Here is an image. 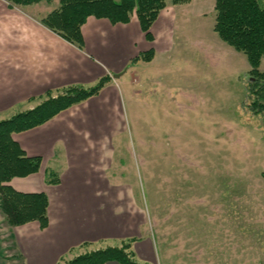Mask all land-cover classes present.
Here are the masks:
<instances>
[{"label": "rangeland", "instance_id": "1", "mask_svg": "<svg viewBox=\"0 0 264 264\" xmlns=\"http://www.w3.org/2000/svg\"><path fill=\"white\" fill-rule=\"evenodd\" d=\"M215 1L181 7L172 49L119 80L106 134L108 179L138 186L154 264H264V110L247 56L214 30ZM11 230L0 209V264Z\"/></svg>", "mask_w": 264, "mask_h": 264}, {"label": "crops", "instance_id": "2", "mask_svg": "<svg viewBox=\"0 0 264 264\" xmlns=\"http://www.w3.org/2000/svg\"><path fill=\"white\" fill-rule=\"evenodd\" d=\"M193 1L169 3L151 27L153 41L146 38L136 15L128 23L116 24L91 15L82 26L85 47L81 50L40 22L59 0L14 8L0 0V119L33 107L35 103L28 100L47 90L93 84L105 75L112 78L98 95L43 125L13 134L28 155L42 158V164L37 173L15 177L9 184L22 192H45L50 223L45 229L38 221L11 226L16 254L11 263L60 264L72 248L85 242L95 246L136 238L133 249L138 259L154 264L150 217L133 191L138 186L108 179L106 134L121 108L119 80L140 62L133 60L143 52L153 48V59L146 61L150 63L161 50L172 49L181 7ZM47 168L59 172L58 184L46 183Z\"/></svg>", "mask_w": 264, "mask_h": 264}, {"label": "trees", "instance_id": "3", "mask_svg": "<svg viewBox=\"0 0 264 264\" xmlns=\"http://www.w3.org/2000/svg\"><path fill=\"white\" fill-rule=\"evenodd\" d=\"M10 7H19L42 0H6ZM52 1V0H47ZM192 0H59L58 6L40 19L50 30L83 50L85 47L82 26L89 16L107 18L113 24L128 23L137 15L142 31L149 41L154 37L151 27L160 12L171 4H185ZM214 30L226 43L245 53L255 76L253 93L257 94L254 108L264 110V71L260 65L264 58V6L259 0H216ZM154 50L140 54L133 62L152 60ZM105 75L93 84L74 83L47 90L32 97L33 107L16 110L8 118L0 119V209L11 226L38 221L41 229L48 227L49 198L45 192H22L10 185L15 177L37 173L42 164L40 156H30L14 139L13 134L43 125L62 111L96 96L111 80ZM45 181L58 184L60 174L47 168ZM136 238L115 243L101 242L95 246L85 242L72 248L60 264H104L117 261L121 264H152L138 259L133 249Z\"/></svg>", "mask_w": 264, "mask_h": 264}, {"label": "water", "instance_id": "4", "mask_svg": "<svg viewBox=\"0 0 264 264\" xmlns=\"http://www.w3.org/2000/svg\"><path fill=\"white\" fill-rule=\"evenodd\" d=\"M120 75H121V74H115V77H119ZM254 135H255V136H258L259 133H258L257 131H255V132H254Z\"/></svg>", "mask_w": 264, "mask_h": 264}]
</instances>
